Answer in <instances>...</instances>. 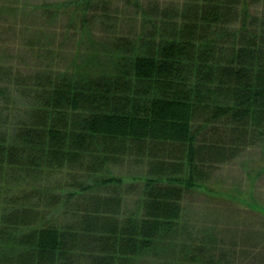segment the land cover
<instances>
[{
    "label": "trees",
    "instance_id": "trees-1",
    "mask_svg": "<svg viewBox=\"0 0 264 264\" xmlns=\"http://www.w3.org/2000/svg\"><path fill=\"white\" fill-rule=\"evenodd\" d=\"M114 1L39 9L86 28ZM123 1L141 33L103 71L0 64V264L216 262L214 235L176 236L186 196L264 143V0ZM126 161L139 184L112 173Z\"/></svg>",
    "mask_w": 264,
    "mask_h": 264
},
{
    "label": "rangeland",
    "instance_id": "rangeland-1",
    "mask_svg": "<svg viewBox=\"0 0 264 264\" xmlns=\"http://www.w3.org/2000/svg\"><path fill=\"white\" fill-rule=\"evenodd\" d=\"M69 1L72 0H0V64L23 73L42 68L99 73L109 67L120 37L132 40L141 33L140 15L123 0H115L106 13H93L96 20L89 28L74 25V18L68 14L72 8L54 19L39 9L45 3ZM141 1L147 3L145 8L153 10L166 0ZM111 171L128 179L129 184L133 182L130 179H140L145 173L143 167L127 161L113 165ZM56 179L59 178L53 181ZM139 179L132 184H139ZM125 189L122 188L124 192ZM138 194L135 185V191L126 195L127 204L133 207ZM252 201L259 205H249L256 204ZM183 205L182 231L176 236L179 245L190 246L194 239L207 240L214 235V262L222 252L232 253L236 261L237 253H249L259 247L256 241L264 236V216L259 214L264 213V143L248 148L233 162L222 164L207 185L186 196ZM259 254L262 253L256 252L255 256Z\"/></svg>",
    "mask_w": 264,
    "mask_h": 264
},
{
    "label": "crops",
    "instance_id": "crops-1",
    "mask_svg": "<svg viewBox=\"0 0 264 264\" xmlns=\"http://www.w3.org/2000/svg\"><path fill=\"white\" fill-rule=\"evenodd\" d=\"M259 214L261 216H264V214H262V213H259ZM259 238H261V237H259ZM257 240H259V239H257ZM258 246L259 247H256L253 249L255 251L253 257H250V253H252L253 250L249 253H237V255L239 257L236 261H234V255L232 253L223 252V253H221L222 261H220L221 260V255H220V258L214 264H264V246H262V247L260 245H258ZM256 252L262 253V254L255 256Z\"/></svg>",
    "mask_w": 264,
    "mask_h": 264
}]
</instances>
